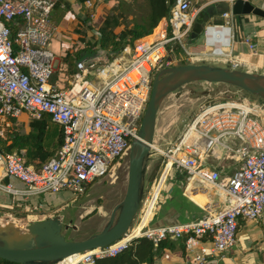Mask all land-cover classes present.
<instances>
[{
	"label": "built area",
	"instance_id": "obj_1",
	"mask_svg": "<svg viewBox=\"0 0 264 264\" xmlns=\"http://www.w3.org/2000/svg\"><path fill=\"white\" fill-rule=\"evenodd\" d=\"M236 1L175 0L167 17L147 39L124 49L110 63L102 60L101 64L99 57L77 63L67 86L58 88L52 83L57 59L50 49L57 31L50 20L53 2L0 0V138L12 133L22 115L29 121L47 117L62 135L55 157L38 170L25 165L21 153L0 154V177L23 184L26 195L65 192L74 201L80 199L90 185L123 159L131 142L137 139L151 94L152 75L173 67V47L190 42L201 11L218 4L231 9ZM228 16L230 13L222 18ZM10 21L17 25L13 40L7 26ZM210 28L229 32L230 29L226 26L204 29V44L213 53L219 44L207 46ZM245 42L254 50L249 37H245ZM230 44L229 38L223 54L213 57L230 56L226 53ZM242 104L264 112L263 104L257 106L246 101ZM156 153L166 159L165 167L170 164L169 170H181L186 181L222 190L225 204L217 210L205 211L191 224L152 229L145 223L139 235H127L105 249L81 254L79 258L89 255L75 264H93L95 259L114 257L136 237H144L154 245L166 240L179 242L193 264H218L219 258L235 246L240 221L264 224L262 116L240 105L205 109L173 144ZM228 158L238 168L222 181L223 170L213 161ZM0 191L17 192L2 183Z\"/></svg>",
	"mask_w": 264,
	"mask_h": 264
},
{
	"label": "water",
	"instance_id": "obj_2",
	"mask_svg": "<svg viewBox=\"0 0 264 264\" xmlns=\"http://www.w3.org/2000/svg\"><path fill=\"white\" fill-rule=\"evenodd\" d=\"M228 13L234 17H264V13L249 1L237 0L231 9L220 4L210 5L198 15L190 42L196 41L202 35L210 21ZM196 83L226 86L231 95L242 93L264 105V74L261 73L206 63L158 71L152 80L150 98L137 139L129 147L124 197L112 213L108 224L100 232L83 240L67 241L63 231H75L76 227L64 225L60 215L27 224L6 223L4 220L1 222L0 218V260L13 264H59L77 255L105 249L127 236L142 200L159 109L168 96L181 93L186 86ZM164 225V221H159L150 227L157 229ZM166 225L177 224L173 222Z\"/></svg>",
	"mask_w": 264,
	"mask_h": 264
},
{
	"label": "crops",
	"instance_id": "obj_3",
	"mask_svg": "<svg viewBox=\"0 0 264 264\" xmlns=\"http://www.w3.org/2000/svg\"><path fill=\"white\" fill-rule=\"evenodd\" d=\"M248 1L252 6L264 13V0ZM111 5L113 4L110 3V6ZM213 20H219L220 24L218 25L226 26L230 29L229 37L231 44L226 50V53L230 56H224V62H229L233 67L242 69L245 72L264 74V17L254 15L234 17L230 15L226 18L217 17ZM59 31L60 30L57 29L56 33H59L61 36L60 47L62 54H60L59 57L62 58L66 57L68 53L71 52L77 39L76 36L72 34L69 35L70 37L68 36L69 39L67 40L64 36V31ZM245 37H249L250 44L255 47L254 50L249 48L248 44L245 42ZM147 38L148 37H145L144 39ZM71 41H73V45ZM69 43L73 47L69 46ZM59 57L57 58L59 61V68L55 74L57 79L52 82L58 88H65L69 81V65L68 62L59 60ZM28 124L20 125L17 121L16 128L21 126L22 128L26 127V130L23 131L26 132L28 130ZM59 133L60 128L49 121L46 130V149L50 150L52 148L49 146V143H55ZM157 136L158 129L156 125L150 153H153V156L160 150L154 146V139H156ZM213 162L218 164L223 170L221 175L222 181L230 177L238 168V164L231 158L224 161L218 160ZM0 183L3 185H10L17 191L15 194L0 191V210H6L12 215H16L12 213L13 211L25 213V215H20V217L24 219V223L20 224L39 222L53 217V215L37 216L31 214L36 211H49L51 207L56 208L64 205L66 203L65 199L70 197L68 193L46 194L41 196L26 195L24 185L11 178L2 179L0 177ZM156 188L150 204V209L154 200L159 196L157 208L154 214H152L151 219L148 218L150 209L146 212L142 220L143 223L132 232L134 235L142 231L145 223L150 226L159 221H164L165 225L173 222L177 225L191 224L204 215L205 211L217 210L222 207L226 201L225 193L219 188L199 184L194 180L186 181L182 173H174L169 170V167L164 168ZM64 207H66V204ZM62 208L63 207L58 210V213ZM236 237L237 242L235 246L219 258L218 264H264V224L262 222L240 221ZM191 259L192 258L188 256L186 251H184L177 242L176 245H173L172 249H164V251L154 259L153 264H193L192 261H190Z\"/></svg>",
	"mask_w": 264,
	"mask_h": 264
},
{
	"label": "rangeland",
	"instance_id": "obj_4",
	"mask_svg": "<svg viewBox=\"0 0 264 264\" xmlns=\"http://www.w3.org/2000/svg\"><path fill=\"white\" fill-rule=\"evenodd\" d=\"M102 16L103 13L99 10L96 14L94 23L91 25L93 30L99 26ZM218 24H220L219 20H212L207 27L220 26ZM59 30L63 31L61 29ZM63 33L67 40L69 39L68 36L72 35V33L65 31ZM60 38V34L56 33L50 46V49L56 59L60 54H62ZM71 43L73 45V41H71ZM72 45L69 43V46L73 47ZM212 50L213 49L211 47H206L204 44L203 31L202 35H200L196 41L189 42L187 40L184 41L182 45H176L173 47V54L171 56L174 60L173 67L206 63L235 68L229 62H224V57L218 59L213 57ZM59 60L62 59L59 57ZM58 63L59 61L57 59L55 74L59 68ZM55 74L52 79L53 81L57 79ZM227 91L226 86H207L201 83H196L186 86L181 93L168 96L162 103L157 115L156 125L158 129V136L154 139V146L160 150H164L168 147V145L173 144L183 130H185L186 126L191 125L195 118L205 109L222 105L242 106V102L245 101L248 104H254L257 106L262 105L242 93L231 95V92L229 93ZM252 110H254L256 114L261 115L264 119V112L256 109ZM18 123H20V125H27L29 120L26 116L22 115L20 116ZM25 130L26 127L22 128L21 126L17 128L18 133H22ZM53 145L54 143H49V146L53 147ZM128 157L129 148L123 159L116 162L104 177L88 187L86 193L81 197L82 199L80 198L77 201H74L71 195L68 194L70 197L65 199L66 207H63L57 214L62 217L63 224L71 222V226L76 227L75 231L72 229L63 231L62 234L67 241L83 240L100 232L108 224L112 213L116 210V207L120 204L124 197ZM165 162L166 159L157 155L153 156V153L150 154V161L144 180L142 200L139 210L130 226L128 232L129 236H131L132 232L138 228L146 212L150 209L154 192L157 189L156 187L165 168ZM171 171L179 174L182 173L181 170L175 168H172ZM158 201L159 196L154 200L151 206L148 217L149 219L152 218V214H154L157 204L159 203ZM92 209L95 210L83 221H80V217L84 216ZM7 214L10 215L11 213L6 210H0V218H2L1 222L24 223V219L21 218L20 215L11 214L9 216Z\"/></svg>",
	"mask_w": 264,
	"mask_h": 264
},
{
	"label": "trees",
	"instance_id": "obj_5",
	"mask_svg": "<svg viewBox=\"0 0 264 264\" xmlns=\"http://www.w3.org/2000/svg\"><path fill=\"white\" fill-rule=\"evenodd\" d=\"M53 6L50 20L55 28L77 36L74 48L62 61L68 62L69 80L72 78L77 63L99 57L106 63L112 62L126 48L150 36L158 23L166 18L169 8L175 0H50ZM89 3V7H86ZM110 3L113 5L110 6ZM103 13L99 26L93 30L97 12ZM11 28V40L15 38V21L7 22ZM157 73V72H156ZM154 73L152 76H155ZM53 81V80H52ZM49 118L30 121L28 130L18 133L14 128L6 138H0V153L10 155L21 153L25 165H32L38 170L56 155L61 146V131L53 147H45L46 130ZM68 204V202H67ZM65 205L50 208L49 211H36L31 215L56 216ZM16 215H25L13 211ZM179 243V242H178ZM176 242L158 241L154 245L144 237L132 239L125 250L114 257L95 259L93 264H153L154 259L164 249H172ZM179 246L182 245L179 243ZM64 262V261H63ZM59 264H65V263ZM0 264H13L0 260ZM68 264V263H67Z\"/></svg>",
	"mask_w": 264,
	"mask_h": 264
},
{
	"label": "bare ground",
	"instance_id": "obj_6",
	"mask_svg": "<svg viewBox=\"0 0 264 264\" xmlns=\"http://www.w3.org/2000/svg\"><path fill=\"white\" fill-rule=\"evenodd\" d=\"M207 36H208V41H207V46H210L209 44L211 43H216V44H219L218 48L216 50L213 51L212 53V56H220L223 54L224 52V47H227L228 45V41H229V31L224 29H216V28H210L207 32ZM207 51V50H206ZM218 59V58H217ZM154 77V76H153ZM242 107H244L245 109L247 110H250L251 112L255 113L254 110L248 108L246 105H243L242 104ZM256 114V113H255ZM258 116H261L259 114H257ZM167 167L170 168V164L168 163ZM141 233V232H140ZM140 233H138L137 235H139ZM128 235V234H127ZM136 234H132V236H137ZM89 255V254H88ZM88 255H85L84 257H81L79 258V255L75 256V257H72L70 259H67L65 260L63 263L65 264H72V263H76L78 262L81 258H86ZM79 258V259H78ZM78 259V260H77ZM74 261V262H73Z\"/></svg>",
	"mask_w": 264,
	"mask_h": 264
},
{
	"label": "flooded vegetation",
	"instance_id": "obj_7",
	"mask_svg": "<svg viewBox=\"0 0 264 264\" xmlns=\"http://www.w3.org/2000/svg\"><path fill=\"white\" fill-rule=\"evenodd\" d=\"M95 209H92L91 211L87 212L84 216L80 217V221H83L85 218H87V216L89 214H91ZM89 213V214H88ZM64 225H70L71 226V222L64 224Z\"/></svg>",
	"mask_w": 264,
	"mask_h": 264
}]
</instances>
